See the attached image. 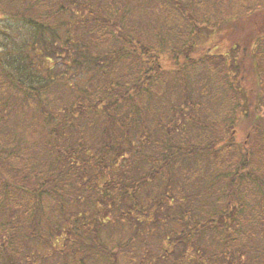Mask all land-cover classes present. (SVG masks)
<instances>
[{"label":"trees","instance_id":"1","mask_svg":"<svg viewBox=\"0 0 264 264\" xmlns=\"http://www.w3.org/2000/svg\"><path fill=\"white\" fill-rule=\"evenodd\" d=\"M140 1L142 0H0L3 19L8 21V26L18 28H14L13 34L17 36L19 33L24 37L27 33L28 36L23 46L16 48L15 44H9L11 48L0 50V92L9 89L14 96H22L26 104L30 101L36 107L38 103L45 124L47 127L50 124L51 133L48 130L47 133H50L51 141L48 144L55 146V151L60 153L58 160L64 162L62 166L55 167L54 162L45 166L41 164L38 155L27 149L29 146L26 140L17 136L18 129L14 132L11 119L2 117L4 114L0 111V189L3 191H0V264H24L30 257L44 260L56 252L66 251L65 248L75 255V264H119L121 258L125 259V264H161L166 256L169 258V252L159 256L158 263L150 256L140 255L132 250L123 251L124 245L130 246L134 239L141 240L142 237L137 232L135 236L132 234L130 237L114 240L115 233L120 230L116 228L124 227L122 222L125 219L130 221L132 230L135 227L145 228L144 225L148 222L145 219L149 215L144 219L138 218V215H144L146 201L156 204L157 209L167 208L168 211L171 207L168 201L175 203L177 199L182 200L177 192L184 184L194 186L198 173L197 164L206 161L217 170L224 171L225 200L229 206L236 201L233 203L234 219L231 224L237 226L241 239L247 241L260 238L263 241L257 257L264 264V207H261L264 202L260 201V198L264 200V188L259 185L264 181V116L253 115L246 150L239 147L232 149L230 147L233 142H225L219 138L227 144L224 151L211 146L216 144L210 143L211 140L217 138L209 134L210 128L205 125L215 124L212 121L214 113L210 114V119L204 124L193 117L197 122L194 128L198 132L196 136L190 134L184 125L177 124L181 120L179 116L190 113L191 117L193 111L186 112L172 107L168 112L172 116L164 114L165 120L155 118L154 130L145 126L147 122L144 121L149 110L146 104L155 106L153 97L156 91H151L155 85L162 87L177 79L178 86L183 88V85L186 89V78L183 79L185 76H177V73L186 70L189 61H192L190 64L194 67L196 80L206 84V95L203 93V96L209 99L211 97V107L217 108V96L223 98V102L238 98L232 109L253 107L254 101L251 100L250 106L246 102L244 91H236L241 96L238 97L229 87L231 85L234 90L235 87H240L235 86L234 82L232 84V80L242 78L245 81L243 76L249 73V65L257 83L261 81L264 87V37L260 39L256 35L253 42L257 43L258 52L250 58L249 65L236 59L228 63L229 56L210 54L196 62L197 55L193 49L204 30H216L238 15H251V19L259 25L258 33L264 35V0H259L257 6L249 7L242 14H233L228 19L223 15L230 14L233 7L227 8L225 5L232 2L218 5L210 1L220 9L215 13L213 23L216 26L213 27L210 26L212 24L208 25V18L212 16L210 10V13L203 11L197 15L196 9L192 10L186 5H166L162 7L163 28L150 31L138 29V22H134L138 17L137 6L150 5L146 1ZM195 15L199 20L204 18L205 27L193 20ZM169 21L173 25L170 28ZM84 26L93 28V33L84 36L81 32ZM163 30L165 35L161 34ZM3 31L5 30L0 29V32ZM3 34L8 42H15L13 34ZM171 35L173 38L169 39ZM0 43V47L6 46L4 40ZM162 48L168 52L165 59L163 54L165 65L161 64L159 58L163 53L159 49ZM125 54L127 58L124 59ZM244 54L246 57L249 55ZM154 58L158 59L157 62ZM173 59L176 66L180 67L179 70L171 64ZM57 61L62 62L63 67H75L71 81H66L70 86L67 113H80L83 118L93 116L94 120L101 122L96 126L99 128L98 139L103 145L101 148L99 141L92 142L95 140L92 138L94 135L86 131H79L76 148L72 145H59L63 134L60 133L61 128L65 132L68 126H62L56 114L42 105V95L47 90L43 88V83L59 79L57 70L62 67L51 65ZM113 64L119 68L118 71L124 70L119 80L108 77L107 70ZM165 71L174 76H160ZM93 74L101 75V80L105 79L92 91L77 84L78 79ZM141 77L150 79L148 83L152 82V85L144 90L145 93L142 91L139 99H135L131 87L138 86L137 82ZM108 80L111 81L108 83ZM209 80L215 83L217 91L219 86L222 87L218 95L212 94V89L207 87ZM86 83L87 80L83 82ZM259 99L264 102L262 95ZM47 100L49 104L50 100ZM190 101L191 106L197 104L196 107L203 109L202 101ZM204 102L207 103L206 99ZM85 104L87 107H84ZM102 105L103 107H99ZM11 106L8 101L3 102V107ZM151 110L153 114L156 112L152 108ZM38 119L41 118L38 116ZM24 125L21 120V130L26 129ZM206 133L208 135H204ZM89 138L92 143L90 147L95 150L86 146ZM122 144L129 146L126 148ZM128 155L131 156L130 159ZM73 157L76 158V164L71 163ZM33 164L34 167L31 166ZM61 167H64L65 173H62ZM46 170L49 172H44ZM260 172L262 177L256 180L255 176ZM90 173L93 180L89 179L87 184H94L90 189L95 195L84 194L77 189L82 184L83 177L89 178ZM247 185L251 186L250 191L253 188L256 190H252L255 198H247ZM111 188L118 189V194H122L112 195ZM100 189H106V195H99ZM147 189L158 193V196H152ZM84 191H88V188L85 187ZM211 196L210 191H205L202 196L203 206L210 213H193L189 207L175 204L180 217L171 216L168 212L164 218H159V210L153 217L152 227L158 231H173L172 225L178 224L182 228L181 236L188 233L183 238L185 240H190L192 233L200 228L205 234L213 231L211 224L214 217L209 204ZM218 198L221 199V194ZM217 202L220 203L218 199ZM255 202L259 204L258 207L253 205ZM109 208H113L115 216V223L110 226L107 219ZM152 208L149 207L150 210ZM56 214L61 216V220L52 223L50 218ZM228 215L229 212L220 218ZM219 234L225 235L223 230ZM228 235L232 238L229 232ZM142 240L145 242V239ZM41 243L49 245L54 253L44 252L40 247ZM119 249L121 252H118Z\"/></svg>","mask_w":264,"mask_h":264},{"label":"rangeland","instance_id":"2","mask_svg":"<svg viewBox=\"0 0 264 264\" xmlns=\"http://www.w3.org/2000/svg\"><path fill=\"white\" fill-rule=\"evenodd\" d=\"M149 3L150 5L144 6L139 5V11L136 13L138 17H136V20L134 22H138V29L142 28L147 31L154 30L157 28H163V11L162 7H166V5H183L185 7H190L191 9L194 8L198 11L197 15H200L203 11L204 13H210L208 10L211 11L212 16L208 18L210 21L208 25L210 26H216L213 23V20H215V13L220 10L218 8V5H221L224 3V5L227 2H232L231 4H226L225 6L227 8H232L230 14H227V19L231 17L233 14H242V12L246 11L249 7L257 6L260 2L259 0H142L140 3ZM210 1H213L215 4H218L217 6L213 5ZM221 8V7H220ZM193 10V9H192ZM201 10V11H200ZM143 12L144 14H142ZM188 14H192V12L187 11ZM219 13V12H218ZM193 20L196 21V23L201 24V27H205V21L203 22V19H200L194 16ZM3 13L0 12V29L5 30L3 33L6 35L13 34L15 32V29H18L17 27H11L8 26V21L3 19ZM118 18H116L117 20ZM207 21V20H206ZM169 28L173 25L169 21ZM200 26V25H199ZM259 26L256 21L251 19V15H238L235 17H232L230 20H227L225 23L222 24L221 27L215 30V28H210V30H204L202 32L201 38L197 39L195 44V49H193L194 52H196V62L199 61L198 59L205 58L206 55H225L229 56L227 59V62H234L233 59H236L237 61L243 60L244 64L249 65L250 58L253 57L257 52V43L253 42L254 39L258 36H260V39L264 37V35H261V33H258ZM15 28V29H14ZM27 27L25 26L24 29ZM93 28L84 26L81 28V32L84 36H87L89 33L90 35L93 33ZM215 30V31H214ZM0 32V42L4 40V44L6 46L0 47V50L3 51V49H6L9 44H15L18 47L23 46L24 40L28 38L27 33L26 36L21 37L19 33H17V36L14 35V43L8 42V39L6 36ZM162 35H165L164 30L161 32ZM173 35V33H172ZM169 38L172 39L174 37ZM257 35V36H256ZM168 38V36H167ZM169 41H167L168 43ZM257 42V41H256ZM262 41H260L261 43ZM170 44V43H168ZM1 45V43H0ZM3 45V44H2ZM73 47V46H72ZM157 47H159V44H157ZM11 48V47H10ZM159 50H163V53L159 56L161 58V64L165 65L166 62L163 61V54L164 59L166 58V54L168 52L162 48ZM0 51V53H2ZM157 52V51H156ZM167 52V53H166ZM244 53H248L249 55L246 57ZM154 54V53H153ZM245 55V57L243 56ZM127 58V54H125L124 59ZM183 56H181V59ZM155 62H157L158 59L154 58ZM192 61H189L188 68L184 71H180L181 73H177V76L186 78V89L185 86L181 85L183 88L178 86V81L176 79L175 82H171V84H164V86L160 87L158 85H155L154 88L151 90L153 91L155 89V96L153 97V102L155 104L154 107H151L150 103L146 104V107H149V110L147 111L146 116H144V121L147 122L145 126L151 127L154 130L155 126V118L161 117L164 119L165 115H170L171 113H168L171 108H177L181 111H193L191 112V117L189 116L190 113L184 114V116H179L181 120L178 125L181 126L184 125V128L187 129V131L196 136L195 134L198 133L195 131L194 128H196V120L200 123H206L208 119H210V114H215L212 119V121L215 124H205L207 127L210 128L209 134L214 135V138L211 140L210 143H216L211 144L212 147L216 149H220L224 151L227 147V144L223 141L219 140V138L224 139L225 142H233L234 144L231 145L230 148H242L243 150H246L248 147L247 142L250 140V134L249 131L251 130L250 125L252 124V120L254 119V116L263 115L264 116V102H261L259 97L261 95L264 99V87L261 81L256 80L255 74L253 75V70L250 68V65L248 66L249 73H246L243 79H236L232 80V84L234 82L235 90L233 87H229V89L232 91V93H236L238 97H241L238 92L239 89L241 91H244L246 95V102H249L251 106V100L254 101L253 107H238L237 109L234 108L238 98L228 100L223 102V98H219L217 96V100H215V105L217 106L213 108L211 105H213L212 99L210 97L207 98L203 96V93L206 95L205 92V85L202 81L198 82L195 77L194 67L190 64ZM62 62L52 63L51 65L55 66L59 65L62 68H59L57 70L59 79L57 81H49L52 83H43V88H46L47 90L42 95V105L44 107L48 108L47 110L50 112H53L56 114L57 119L60 121L62 126H68V129L64 130L61 128V132L63 133L61 135L59 145L63 147L65 144L72 145L73 147L78 146V134L79 131H86L90 132V134L94 135L92 138H95L92 142L99 141L97 130L99 129L96 127L101 122H97L94 120L93 116H85L83 118L80 116V113H67L66 109V103L68 104L69 100V92H70V86L66 82H70L73 74L75 73L74 68L71 69V65L68 66H62ZM128 64V63H126ZM171 64L176 67V70H179L180 67L176 66L175 59L171 60ZM168 65V64H167ZM108 71V77L118 78L120 79L121 76H123V71H118L119 68L115 67V64L109 65ZM126 66V65H125ZM246 69H244L245 71ZM113 71V72H111ZM164 78H167L168 76H174V74L165 71L164 74L160 75ZM62 77H64V80H62ZM101 75L99 74H93L88 75L85 78L78 79L77 84H81V87L86 86L87 90L92 91L93 88L103 83L104 79L101 80ZM87 80L86 84H83ZM150 79H146L144 77H141V80L137 82L138 86H132L131 90L134 93L135 99H139V96H142V91L145 89H148V86L152 85V82L148 83ZM256 80V81H255ZM111 80H108V83ZM230 81V78H229ZM207 87L212 90V94H217L219 89L222 87H218V91L216 90V85L214 82H208ZM256 83V84H255ZM201 85V86H200ZM213 86V87H212ZM254 87V88H253ZM253 88V89H252ZM226 90V89H224ZM228 92H231V91ZM222 91V90H221ZM131 92V93H132ZM130 93V94H131ZM145 93V91H144ZM247 93V94H246ZM223 94V92H222ZM202 97V98H201ZM205 97V98H204ZM50 100L48 104V100ZM233 98V96H232ZM259 99V104L256 107L255 104L257 100ZM204 99H206V102H204ZM22 98V96H14L9 89H5L3 92H0V111L4 115L2 117H7L11 119L12 125L14 127V132L18 129L17 136L22 137L26 140L28 144L29 150H32V152L36 155H38L39 161L41 164L49 165L52 162H54V166H62L64 162L62 160H58V157L60 156V153L55 151V146L52 144H48L49 141H51L49 130L50 124L47 125L44 122V118L41 116L43 115L41 112V108L39 107L38 103H36V107L32 104V102L29 101V104H26ZM154 100H160L155 102ZM194 100L196 103H199L200 101L203 102L204 105H202L203 109L201 107H196L197 104L194 106H191L189 101ZM208 100V101H207ZM8 101L12 106L11 107H3V102ZM243 102L244 100H240ZM183 102H185V105H183ZM191 102V101H190ZM101 104V103H99ZM225 104V105H224ZM177 105L178 107H175ZM199 105V104H198ZM219 105H224V107H218ZM138 106V105H137ZM232 106V107H227ZM84 107H87V104H85ZM99 107H103L99 106ZM211 107V108H210ZM156 110V112L153 114L152 110ZM213 108V109H212ZM158 111V113H157ZM212 111V112H211ZM38 116L41 119H38ZM172 116V114H171ZM196 119H194V118ZM21 120L24 122V126H26L25 130H21L22 127L20 126ZM170 120H168L169 122ZM224 121V123L222 122ZM176 128V125H175ZM174 128V129H175ZM47 130L50 132L49 135L47 133ZM199 131V130H198ZM216 133V134H215ZM204 135H208L207 133ZM90 141V138L88 142ZM45 142V143H44ZM86 144L87 147L92 146V143ZM244 145V147H243ZM103 145L99 141V148H101ZM123 147H128V144H122ZM89 149L95 150L94 148L90 147ZM141 150H144L142 148ZM241 150V149H240ZM242 151V150H241ZM64 155L63 153H61ZM100 156V155H99ZM128 158L130 159L131 156L128 155ZM76 162V158H72L71 163ZM38 163V162H36ZM35 163V164H36ZM258 162H255L257 164ZM31 165L34 167V165ZM254 167V166H253ZM49 168V167H47ZM249 168H252V166H249ZM62 173H65L66 170L64 167H61ZM49 172V171H44ZM197 179L194 181L193 187H188L187 184H184L181 189H179L178 196L182 198V200H176L175 203H172L168 201V203L171 204V207L167 211V208L157 209L155 208L156 204L153 205V202H145V206L147 209L143 211L144 215H138V218L144 219V217H147L145 220L148 222L145 223L144 227L142 229H139L138 227H135L133 230L131 229V225L129 224V220H124L122 224L124 227L119 226L116 229L118 232L115 233L113 239L117 240L120 237H130L135 236V234L138 232L139 237L141 234V240L138 238L134 239L133 242L130 244V246L124 245L125 250H132L140 255H147L150 256L154 261H158V257L163 256L165 252H169L170 256H166V259L161 262V264H263V261L260 260L257 256L260 255V246L263 243V241L258 238H253L251 240H243L238 236L237 232V226L231 224V220L234 219L233 214V203L227 204V201L225 200V192L224 189L226 186H224V178H223V170H217L213 164H210L209 162L205 163H198L197 164ZM91 176L89 178L83 177L82 184H80L77 189L84 192V194H91L95 195L91 191V187L94 184H87V181L89 179L93 180L92 173H90ZM262 173L260 172L259 175L255 176V179H261ZM108 179H111V177H108ZM210 181V183L208 182ZM237 185V184H236ZM259 185L261 188H264V181L260 182ZM218 186V187H217ZM88 188V191H84V188ZM75 188V187H73ZM251 186L247 185L245 187V191L247 194V198L254 197V192L256 190L253 188L250 191ZM103 189V188H101ZM100 194L106 195L107 191L106 189L101 190ZM112 189V188H111ZM111 189H109L111 191ZM1 192H3L0 189ZM104 191V192H103ZM183 191V193H182ZM205 191H210L212 193V196L210 197L209 204H210V210L213 214V223L211 224L213 231H208L209 233L205 234L200 229L197 232H193L191 235L190 240H185L183 238H186L188 233L181 236L182 228L178 224H173V231H169L166 229L158 231L154 227H152L153 223V217L154 215L159 211L160 215L157 214V217L164 218L169 212L171 216H176V218L180 217L179 209L178 207H175L174 205L177 204L180 207H189V210L193 213H196L198 211H210L207 208H204L203 206V194ZM147 192L150 193L152 196H158V193H153L147 189ZM121 195L118 194V189L114 190L112 189V195ZM221 194V199L218 198ZM111 195V193H110ZM191 197V198H190ZM2 199H5L2 197ZM217 199L220 203L217 202ZM260 201L264 202L260 198ZM255 207H258V203L253 204ZM153 207L152 210L149 209V207ZM231 207V208H230ZM261 207H264L262 205ZM113 208H109L107 210L108 213V226L115 223V216L112 213ZM232 211V212H231ZM229 212V215L225 218L224 217ZM220 218V219H219ZM60 221L61 216L59 214H56L55 217L50 218V221L53 223V221ZM244 225V224H243ZM169 228V227H168ZM167 228V229H168ZM176 228V230H175ZM145 229V230H144ZM143 230V232H141ZM223 230L225 235L221 236L219 234V231ZM231 235L232 238H230ZM242 232V231H241ZM144 233L146 235H144ZM228 235V236H226ZM145 239V242L142 240ZM263 245V244H262ZM59 246V244H58ZM211 246H214V248H210ZM41 249L47 253H54L53 250L50 249L49 245H46L45 243L40 244ZM262 247V246H261ZM259 248V249H257ZM66 251L64 252H56L53 255H50L48 258L46 257L44 260L39 258L30 257L28 262H25L24 264H75L76 258L73 252H68L69 250L65 248ZM59 251V250H58ZM115 252V251H114ZM118 252H121L119 249ZM68 254H70L68 256ZM264 254V253H263ZM124 255V254H121ZM53 256H56L54 258ZM148 259V257L146 258ZM227 260V261H226ZM231 261V262H230ZM159 263V261H158ZM119 264H125V259L121 258Z\"/></svg>","mask_w":264,"mask_h":264}]
</instances>
